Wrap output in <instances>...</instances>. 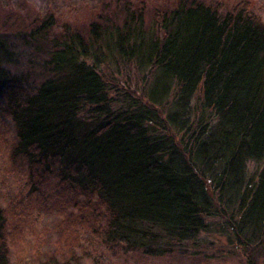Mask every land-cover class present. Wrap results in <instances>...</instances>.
Segmentation results:
<instances>
[{"label": "trees", "instance_id": "1", "mask_svg": "<svg viewBox=\"0 0 264 264\" xmlns=\"http://www.w3.org/2000/svg\"><path fill=\"white\" fill-rule=\"evenodd\" d=\"M252 9L178 0L147 17L110 0L83 27L0 31V264H86L96 241L184 256L209 234L264 264V11ZM17 31L46 56L34 87Z\"/></svg>", "mask_w": 264, "mask_h": 264}, {"label": "rangeland", "instance_id": "2", "mask_svg": "<svg viewBox=\"0 0 264 264\" xmlns=\"http://www.w3.org/2000/svg\"><path fill=\"white\" fill-rule=\"evenodd\" d=\"M110 0H0V31L8 29L15 31L20 25L28 27L31 23H38L45 18H54L57 26L68 25L83 27L96 18L95 7ZM134 8L144 9L147 17L153 14H161L166 9H171L178 0H128ZM207 5L218 8L219 11H227L230 7L242 1H248L253 11L261 13L264 11V0H201ZM144 13V14H145ZM262 14V13H261ZM6 27H5V26ZM4 26V28H1ZM56 26V30L59 28ZM22 31V30H21ZM14 34H8L12 40L11 44L16 45V58L20 61L17 68L19 74L27 77L32 87L36 86L43 74V62L46 60L44 53H36L29 46L24 45ZM125 71H122V75ZM119 85L129 82L136 90L135 84L141 82L136 77L132 81H125V78H118ZM133 91V88L131 89ZM111 94H113L111 92ZM117 95V94H116ZM114 94L113 97H116ZM0 122V156L2 158L5 149V141L10 138V128ZM7 138V139H6ZM28 239L26 245H29ZM25 242V241H24ZM229 241V238L216 236L214 234L203 235L196 246L191 243L185 248L187 253L184 256L171 255L164 258H145L143 256L124 255L121 250L104 247L101 241L93 242L90 247L91 254L85 259L86 264H246L245 255L241 248H236ZM89 245L85 244V248ZM116 251V252H114ZM17 254L14 253V255Z\"/></svg>", "mask_w": 264, "mask_h": 264}]
</instances>
